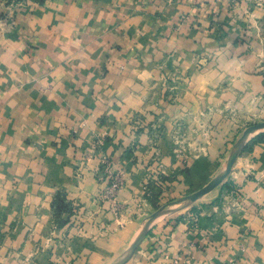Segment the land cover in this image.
Segmentation results:
<instances>
[{
    "label": "crops",
    "instance_id": "1",
    "mask_svg": "<svg viewBox=\"0 0 264 264\" xmlns=\"http://www.w3.org/2000/svg\"><path fill=\"white\" fill-rule=\"evenodd\" d=\"M0 16V264H264V130L133 251L157 203L220 178L264 122V0H7Z\"/></svg>",
    "mask_w": 264,
    "mask_h": 264
},
{
    "label": "water",
    "instance_id": "2",
    "mask_svg": "<svg viewBox=\"0 0 264 264\" xmlns=\"http://www.w3.org/2000/svg\"><path fill=\"white\" fill-rule=\"evenodd\" d=\"M264 130V123H260L257 125L252 126L250 129L246 130L243 138L241 139V141H239V143L237 144L235 151H234V155L232 156L228 167L225 171V173L218 178L217 180L211 182L209 185H207L206 187L202 188L201 190H199L198 192L191 194L187 197H185L184 199L180 200V201H176L175 203H173L169 209H166L162 212L161 215L159 216H155L153 217L149 223L147 224L146 228L143 229V231L141 232V235L134 247V252L137 250L139 244L141 243L142 239L144 238L148 228L150 227V225L154 222V221H161L166 219L167 217L178 213L186 208H188L189 206L193 205L195 202H197V200H199L201 197L211 193L213 190H215L216 188H218L219 186H221L223 184V181L226 180L228 178V176L231 174L233 166H234V162H235V155L240 151V146L241 143L246 139V137H248L250 134L257 132V131H261Z\"/></svg>",
    "mask_w": 264,
    "mask_h": 264
},
{
    "label": "built area",
    "instance_id": "3",
    "mask_svg": "<svg viewBox=\"0 0 264 264\" xmlns=\"http://www.w3.org/2000/svg\"><path fill=\"white\" fill-rule=\"evenodd\" d=\"M7 2V0H0V5L2 3H5ZM1 16H0V21H1ZM103 162L104 164H106L108 166V173L110 175L109 177V186L108 188L103 192V194L101 195V200L103 201H109L111 202L114 206L116 204V200H117V197H118V193L121 189V186H122V180H121V177L112 173L111 170H112V166H111V163L109 161L108 158H104L103 159Z\"/></svg>",
    "mask_w": 264,
    "mask_h": 264
},
{
    "label": "rangeland",
    "instance_id": "4",
    "mask_svg": "<svg viewBox=\"0 0 264 264\" xmlns=\"http://www.w3.org/2000/svg\"><path fill=\"white\" fill-rule=\"evenodd\" d=\"M2 18V17H1ZM262 123H264V122H262ZM257 124H260V123H254V124H251L250 126H247V128H246V130H248V129H250L252 126H254V125H257ZM239 143V142H238ZM237 143V144H238ZM225 181V180H224ZM220 187V186H219ZM218 187V188H219ZM218 188H216V189H218ZM209 194H207V195H205V196H203V197H201L199 200H197V202H195L193 205H196L197 203H199L198 201H200L201 199H207V197H209L208 196ZM175 203V202H174ZM173 203H169L166 199L165 200H163V201H161V203L159 204V203H157L156 204V210H155V212H153V213H151L148 217L150 218V219H152L153 217H155V216H159V215H161L162 214V212L164 211V210H166V209H169L170 208V206L172 205ZM192 206V205H191ZM191 206H189L188 208H186V209H184V210H182V211H180L179 213H182L183 211H188L189 209H190V207Z\"/></svg>",
    "mask_w": 264,
    "mask_h": 264
}]
</instances>
